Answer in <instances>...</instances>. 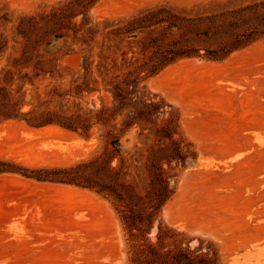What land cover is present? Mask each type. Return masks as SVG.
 <instances>
[{
  "label": "rangeland",
  "instance_id": "374dc122",
  "mask_svg": "<svg viewBox=\"0 0 264 264\" xmlns=\"http://www.w3.org/2000/svg\"><path fill=\"white\" fill-rule=\"evenodd\" d=\"M262 18L264 0H0V264H264ZM133 101L155 106L122 126ZM49 114L76 130L26 121ZM112 141L130 204L94 167L55 172Z\"/></svg>",
  "mask_w": 264,
  "mask_h": 264
},
{
  "label": "trees",
  "instance_id": "16d2710c",
  "mask_svg": "<svg viewBox=\"0 0 264 264\" xmlns=\"http://www.w3.org/2000/svg\"><path fill=\"white\" fill-rule=\"evenodd\" d=\"M249 8H245V10H247ZM257 13H253V15H255ZM137 22L133 21V23ZM261 26L262 29L259 33L260 35H264V18L261 19ZM132 29L135 28H131V29H127L126 31H131ZM191 51V52H188ZM191 53H196V49H191V50H182L180 52H175L173 54V58H170L169 61H172L176 58L179 57H184V56H189L191 55ZM87 57L84 56L83 57V68L86 70L87 66ZM145 70H148L150 74L154 73L157 70V66L156 64H145L144 66H142L139 69V72H143ZM138 72V73H139ZM125 83V82H123ZM126 87H122L120 84H116L113 87V92H112V97H113V102L114 104L117 103L116 105H114V108H117L119 110H122L124 108H126L128 106V104H126V99H128L129 101H131L132 99L128 96L131 95V93L129 91H127V87H128V83H125ZM125 92V95L123 94ZM132 110L130 112H132V115H129L127 117L126 120L122 121V126H127L129 127L134 120L137 119V121L140 119V115H142V113H147V115H149V117L151 116V113L149 111V108H152L154 105V103H146L145 101H133V103L130 104ZM10 106H3V110L5 112H2L0 115H2L4 118H17V116L13 115V114H8V111H10ZM12 109V108H11ZM106 109H102L100 112H105ZM147 111V112H144ZM136 114V115H135ZM138 115V116H137ZM52 116L49 114L46 117H41V118H33L30 120H26L27 123L31 126H43L46 124H52V123H57L63 127L66 128H71L76 130V126H74L73 124H68L66 122H64L63 120H59V116L55 115V118H51ZM118 142V141H117ZM111 146L112 149H106L105 153L88 161L87 163L84 164H78L74 167H69V168H64V169H58L55 170V172H62L63 174H72V173H76V171L81 167V166H90V167H94L98 174L97 177L100 179V183L103 186H107L104 188H101L99 191L100 192H108L110 195H113L119 202H124L126 204H130L128 201L131 197H133V192L129 189V187L127 185H125L124 183H121L118 179V175L120 174V170L123 166L124 163V159L123 157L119 156V150L118 148H116V144H114V141L111 142ZM150 161H151V166L155 167V168H160V164L162 163L158 158L155 157H150ZM115 159H119L120 160V165H116V166H112V162ZM0 165H2V163L0 162ZM3 171V169H0V172ZM45 172V171H44ZM102 173V174H101ZM72 176H64L62 178L59 177H43V178H38V179H43V180H49V181H56V182H71L73 181ZM152 246V245H150ZM195 258H192L189 254H186L184 252H179L176 253L173 256L168 255V253H157L156 257L151 258L150 260L145 261V264H197L195 263Z\"/></svg>",
  "mask_w": 264,
  "mask_h": 264
},
{
  "label": "bare ground",
  "instance_id": "6f19581e",
  "mask_svg": "<svg viewBox=\"0 0 264 264\" xmlns=\"http://www.w3.org/2000/svg\"><path fill=\"white\" fill-rule=\"evenodd\" d=\"M260 45H262V44H260ZM256 47H257V46H256ZM259 47H260V46H259ZM263 47H264V46H263ZM254 48H255V47H254ZM254 48H253V49H254ZM257 48H258V47H257ZM247 50H248V48H247ZM249 50H250V49H249ZM255 50H256V49H255ZM253 51H254V50H253ZM239 53H240V52H239ZM235 54H237V53H234V56H235ZM241 54H242V53H240V56H241ZM243 54H244V53H243ZM243 54H242V55H243ZM243 56H244V55H243ZM243 56H242V57H243ZM237 57H238V54H237ZM237 57H236V58H237ZM234 58H235V57H234ZM236 58H235V60H236ZM232 59H233V58H232ZM237 59H238V58H237ZM229 61H230V60H229ZM189 63H190V61H189ZM195 63H196V62H195ZM225 63H226V62H225ZM180 64H182V62H180ZM186 65H187V64H186ZM191 65H192V64H191ZM184 66H185V65H184ZM203 66H206V64L203 65ZM215 66H216V65H215ZM221 66H222V65H221ZM221 66H220V67H221ZM175 67H176V66H175ZM181 67H182V66H181ZM209 67H210V66H209ZM212 67H213V66H212ZM223 67H224V66H223ZM176 68H178V66H177ZM176 68H175L173 71H176ZM184 68H185V67H184ZM188 68H189V67H188ZM205 68H208V65H207V67H205ZM170 69H172V68H170ZM180 69H181V68H180ZM203 69H204V68H203ZM209 69H210V68H209ZM209 69H208V70H209ZM213 69H216V68H213ZM206 70H207V69H206ZM210 70H211V69H210ZM167 71H170V70H167ZM162 73H163V72H162ZM170 73H172V72H170ZM163 74H164V73H163ZM167 74H169V73H167ZM167 74H166V75H167ZM158 76H159V75H158ZM159 77H160V76H159ZM151 82H153V81H151ZM151 84H152V83H151ZM22 126H23V125H22ZM45 128H47V127H45ZM48 129H49V127H48ZM55 130H56V129H55ZM32 131H33V130H32ZM43 131H44V130H43ZM43 131H42V132H43ZM56 131H57V130H56ZM58 131H59V130H58ZM24 133H26V132H24ZM28 134H30V133L27 132V135H28ZM61 134H63V133H61ZM64 135H66V133H65ZM238 142H239V141H238ZM227 143H229V142H227ZM234 143H235V142H234ZM229 144H230V143H229ZM231 144H232V141H231ZM232 146H234V145H232ZM230 147H231V146H230ZM242 148H243V147H242ZM232 150H234V148H233ZM237 150H238V149H237ZM230 151H231V149H230ZM233 155H234V154H233ZM261 156H262V155H261ZM261 158H263V157H261ZM46 187H47V186H46ZM50 188H51V187H50ZM64 188H65V187H64ZM48 189H49V188H47V190H48ZM53 189H54V188H52V190H53ZM62 190H64V189H62ZM70 190H71V189H70ZM72 190H73V189H72ZM74 190H75V189H74ZM59 191H60V190H59ZM72 192H73V191H72ZM74 192H75V191H74ZM79 192H80V191H79ZM82 194H83V193H82ZM79 195H80V194H79ZM90 198H91V197H90ZM83 199H84V198H83ZM170 205H172V204H170ZM171 208H173V207H171ZM36 219H37V218H36ZM61 222H62V221H61ZM32 223H34V222H32Z\"/></svg>",
  "mask_w": 264,
  "mask_h": 264
}]
</instances>
